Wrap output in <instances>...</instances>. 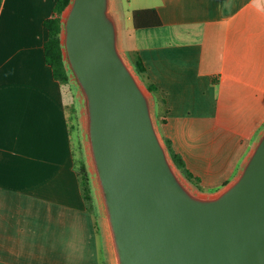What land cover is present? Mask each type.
<instances>
[{
  "label": "crops",
  "instance_id": "obj_1",
  "mask_svg": "<svg viewBox=\"0 0 264 264\" xmlns=\"http://www.w3.org/2000/svg\"><path fill=\"white\" fill-rule=\"evenodd\" d=\"M0 1V264H105L78 171L77 99L46 60L57 0ZM120 5L128 52L167 100L164 136L220 188L264 127V0ZM140 8L162 25L136 28Z\"/></svg>",
  "mask_w": 264,
  "mask_h": 264
},
{
  "label": "water",
  "instance_id": "obj_2",
  "mask_svg": "<svg viewBox=\"0 0 264 264\" xmlns=\"http://www.w3.org/2000/svg\"><path fill=\"white\" fill-rule=\"evenodd\" d=\"M61 42L108 264H264V127L235 176L203 190L171 155L120 0H70Z\"/></svg>",
  "mask_w": 264,
  "mask_h": 264
},
{
  "label": "trees",
  "instance_id": "obj_3",
  "mask_svg": "<svg viewBox=\"0 0 264 264\" xmlns=\"http://www.w3.org/2000/svg\"><path fill=\"white\" fill-rule=\"evenodd\" d=\"M70 0H57L54 7V15L50 18H47L45 21V25L49 32V37L45 44V54L47 63L53 68L55 78L62 83H70L74 88V85L71 82L70 72L66 66V62L64 60V54L62 50V42H61V32H62V14L64 9L69 4ZM1 5V1H0ZM133 22L136 28H152L158 27L162 25L161 17L156 8H140L135 9L133 11ZM132 61L137 69V72L141 75L142 79L147 83L149 88L155 93L157 99V113L160 124L166 122V119L162 117L161 108L166 107L167 100L161 99L159 92L160 89L158 85L153 82L149 76L148 69L141 58L131 57ZM75 110L78 112V102L75 105ZM78 146L80 152L82 153V157L78 161V171L81 177L83 195L87 202V206L90 210L96 211L98 214V207L94 193V187L92 184V179L90 175V171L88 168V164L83 152L82 146V137L80 131V124L78 123ZM165 140L171 152V155L179 167V169L183 172V174L196 186L202 189L201 181L202 178L196 175L188 166L184 156L179 153L175 147L173 140L167 136H165ZM98 228L100 229L99 223H97Z\"/></svg>",
  "mask_w": 264,
  "mask_h": 264
},
{
  "label": "rangeland",
  "instance_id": "obj_4",
  "mask_svg": "<svg viewBox=\"0 0 264 264\" xmlns=\"http://www.w3.org/2000/svg\"><path fill=\"white\" fill-rule=\"evenodd\" d=\"M130 16H129V13H128V11H127V13H126V22H127V24H129V22H130V18H129ZM73 88V87H72ZM73 91H74V93H75V99H77V97H76V91H75V88H73ZM77 102H78V99H77ZM78 109H79V105H78ZM76 115H77V119H76V122H77V124L79 123L80 124V131H81V121H80V110L77 112L76 111ZM159 119V118H158ZM161 125V124H160ZM78 134H79V131H78V125H77V128L75 129V131H74V137H78ZM81 134H82V131H81ZM81 137H82V135H81ZM82 146H83V143H82ZM83 152H84V156H85V158H86V154H85V150H84V147H83ZM82 157V153L80 152V149H79V146H78V150H77V159H78V161L80 160V158ZM237 173V172H236ZM235 173V174H236ZM235 174H234V176H235ZM233 176V177H234ZM201 187H202V189L203 190H206V191H214V190H216V189H218L219 187H211V186H208V185H201ZM98 210V209H97ZM91 211H93L94 212V214H95V216H96V220H97V223H99V226H100V229H99V237L101 238L100 239V246H101V249H102V252H101V257H102V259H103V261H104V263L105 264H108V259H107V253H106V247H105V242H104V237H103V233H102V226H101V220H100V217H99V212H98V214L96 213V211H94V210H91ZM98 226V225H97Z\"/></svg>",
  "mask_w": 264,
  "mask_h": 264
}]
</instances>
